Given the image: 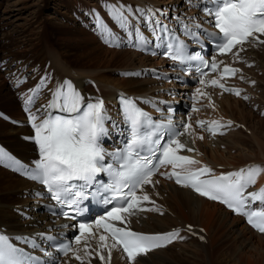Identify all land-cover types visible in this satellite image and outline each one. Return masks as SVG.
I'll return each mask as SVG.
<instances>
[{
    "label": "snow or ice",
    "instance_id": "obj_1",
    "mask_svg": "<svg viewBox=\"0 0 264 264\" xmlns=\"http://www.w3.org/2000/svg\"><path fill=\"white\" fill-rule=\"evenodd\" d=\"M208 4H211V7H208ZM208 4H205L204 11L213 18L209 22L218 30L209 35L217 42L216 50L219 55L231 53L236 60H240V52L245 50V44L264 45V0H208ZM107 7L110 18L120 30L127 33L128 37L133 38L134 46L148 43L147 37L140 31L138 25L132 23V20L143 21L145 26H151L152 34L162 42L158 46L167 49L164 53L166 58L175 64L189 67L191 62H199L196 71L200 73L199 83L202 86L211 85L219 87L223 92L234 93L237 96L241 94L240 89L227 87L221 82L224 76H235L241 71L238 68L224 65L221 78L207 81L204 79L208 73L201 70V65L209 68L211 72H216L223 61H217L215 57L210 61L205 60L199 52L189 54L185 43L175 37L161 19L168 17L162 9L133 10L131 6L123 4H109ZM96 28L105 43L119 46L116 34L98 13ZM184 29L187 34L193 35L187 24H184ZM234 49L236 51H233ZM45 85L46 78H42L40 83L30 90L31 94H26L25 104L32 105ZM203 97L211 100L206 92L197 88L194 98ZM243 98L249 99L247 96ZM120 101L124 120L129 128V138L125 147L116 152H108L101 143L103 137L107 135L105 122L109 119L104 101L96 99L94 102L85 103L84 97L76 91L70 81L65 80L52 92V98L46 106L48 109H57L63 115L45 113L44 118L38 122L37 116L26 107L25 110L29 112V120L35 130L32 139L39 146L40 158L35 161L34 169L30 172L25 169L24 174L43 184L51 199L57 204L72 210L73 215L63 212L65 218L75 219V214L80 212L81 202L87 199L88 189L94 186H98L96 191L102 188L105 193H111L105 202L114 204L106 212V216L95 221V229H102V232L94 231L92 224L78 225L79 234L74 237V242L76 245L83 243V255L80 254V249H73L70 243L56 245V238L53 236L41 234V239L52 241L51 246H55L64 256L71 253L72 258L80 264H85L86 261L90 264L93 258H98L102 264H108L112 251L116 249L122 250L129 264H135L138 257L171 244L176 239H183L179 229L165 234L149 235L132 231L127 227L130 217L137 212H161L144 191L145 186L154 187L158 183L153 180L157 173L167 179H174L175 183L182 187L191 188L202 197L224 204L234 214L246 217L249 225L264 234V187L258 191H248L250 186L255 185L264 168L252 165L215 175L213 169L201 165L199 160L179 154L182 150L195 151L180 140L185 134L190 137L193 135L194 129L190 122L182 124L184 129L182 132L176 131L171 115L166 121L157 122L132 99L121 96ZM210 106L215 108L214 104ZM192 111L198 112L199 109L193 107ZM171 112L170 108L169 113ZM232 123L228 121L225 125L216 120H198L196 126L204 128L207 125V131L215 135L221 128L230 127ZM196 138L202 140L204 137H193V143ZM13 163L19 164L18 161ZM197 165L199 167H193ZM169 166L171 171H161L162 168ZM101 173L107 174L108 183L98 179ZM143 202H150L153 207L144 208ZM107 221H118L125 226H116ZM187 231L192 232L191 225ZM20 239L32 248L38 247L35 240L23 237ZM200 239L204 238L201 236ZM92 240L97 241L96 249L91 246ZM105 251L108 254L107 258L104 255ZM0 264L40 262L24 248L10 243L6 235H0Z\"/></svg>",
    "mask_w": 264,
    "mask_h": 264
},
{
    "label": "bare ground",
    "instance_id": "obj_2",
    "mask_svg": "<svg viewBox=\"0 0 264 264\" xmlns=\"http://www.w3.org/2000/svg\"><path fill=\"white\" fill-rule=\"evenodd\" d=\"M39 1L34 6L36 7L35 16L39 18L36 21L38 22L39 30L37 31L36 38H33L36 41L29 43L30 46L28 45L27 50L24 49L25 55L23 56L13 51L11 45L27 43V41L25 42L24 39H21L23 34H20L21 31L17 30V26L14 25L12 27L16 26L15 29L12 28V30L2 32L3 39L0 38V51L3 52V55L0 56V59L10 56L7 64L10 65L12 63L11 68L14 66L17 71L24 68V64L21 61H26L29 58L32 65H43L45 63L49 65L51 75L57 80H60L64 76H70L71 66H78L79 77L75 78V80L78 81L80 78H83V75L89 73L97 78L101 91L102 87H107L109 84L120 85L122 89L134 92L143 90L138 85L142 80L131 78L120 79L113 74L119 69L140 65L144 61V57L129 51H117L105 48L90 34V30L86 31L76 24L69 27L65 22L45 21L41 18L40 8H42V5H45L46 0L43 2L42 0ZM74 2H79L80 5H83L84 11L94 7L97 12L102 8L108 9L107 6L109 4H120L118 0H74ZM63 6L67 7L66 9L70 13L69 19L72 23L76 17L84 16V14H79L75 6L69 4H64ZM7 11L12 13L14 9ZM56 17L57 15L54 16V19ZM31 22H33V19L25 21L24 24L28 28ZM46 24L53 27L51 32L44 29ZM25 52H31L32 55L29 56ZM5 89H7L5 82L2 83L0 79V101ZM259 89L264 92V87L259 86ZM219 103L226 115L245 123L251 129V134L247 135L238 130L231 132V136L223 138L224 142L222 143L226 144L229 150L230 148L238 149L236 154L227 155V151L220 150L218 146L205 147V143L202 141L199 145L209 159L215 164H232L237 159H245V161L264 159V118H254L251 111L238 99L222 96ZM4 122L0 120V137L7 139L14 146V136L16 140H18V136L15 130H12ZM21 150L25 151L26 148L21 147ZM28 186L29 184L22 178L0 168V220L8 229L28 227L20 219L22 213L16 214L12 212L13 207L21 209L15 206L16 204L27 203V199H23L20 196ZM165 187L169 194L166 199L169 205L176 206L177 203H180L185 208L186 215L193 222L203 225L212 235L214 241V259L211 261V252L207 245L191 240L181 244L177 250L169 249L149 255L143 261L144 264H264L263 236H255L251 233L244 238H239L243 227L229 229L228 225L233 219L229 217L227 211L218 209L215 205L204 204L203 200L192 197L185 188L177 187L170 183L165 184ZM156 222L160 225L164 221L161 218H156ZM169 223L173 224L174 222L169 220Z\"/></svg>",
    "mask_w": 264,
    "mask_h": 264
},
{
    "label": "rangeland",
    "instance_id": "obj_3",
    "mask_svg": "<svg viewBox=\"0 0 264 264\" xmlns=\"http://www.w3.org/2000/svg\"><path fill=\"white\" fill-rule=\"evenodd\" d=\"M43 1L44 0H42V2ZM66 1L67 0H46L45 5L44 6L42 5V8H40V13L42 14L41 18L44 19L45 21H48V22H50L52 20L57 21V22H61L58 16L60 13L65 12L64 8L66 9L67 7H64L63 5L65 4ZM95 1H98V0H95ZM38 2H40V1L39 0H0V20L1 19L3 20L5 25L8 27V30H12V28L15 29L17 26L16 29L21 31L20 34L24 35V36L22 35L23 37L21 36V39L22 40L24 39L25 42L27 41V43H26L27 45L26 44L11 45V49L13 51L23 52V51L28 49V45L30 46V44H29L30 42L36 41V39H33V38L34 37L36 38L37 31L39 30L38 22H36L37 20H39V18H36V16H35L36 7H34V6H36L35 4H37ZM92 8H94V7H92ZM9 9L10 10L14 9V11L12 13L8 12L7 10H9ZM10 13H11V15H10ZM56 15H57V17L54 19V16H56ZM65 15H66V17L62 19V23L65 22V24L69 25V27L73 26L71 20L69 19L70 13H69L68 9H66ZM6 16L8 17L7 19H6ZM27 19L29 21H31L33 19V22H31V24L29 25L30 27H28L29 29L24 24L25 21H28ZM3 22H0L1 26H4ZM14 25H16V26L12 27ZM46 26L49 27V29L47 31L51 32V30H53L52 29L53 27H50L47 24H46ZM46 26L44 27V29L46 28ZM56 36H58V35H56ZM1 37H2V33L0 31V38ZM2 39H3V37H2ZM21 47H24L25 50L21 49ZM19 49H21L22 51ZM26 54L29 56L32 55L31 52H28ZM0 74L3 75L2 72ZM0 79L2 80L1 75H0Z\"/></svg>",
    "mask_w": 264,
    "mask_h": 264
}]
</instances>
